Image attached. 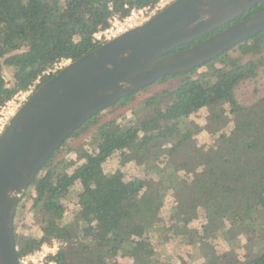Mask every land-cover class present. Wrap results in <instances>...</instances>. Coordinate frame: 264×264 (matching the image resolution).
<instances>
[{"label":"trees","instance_id":"obj_1","mask_svg":"<svg viewBox=\"0 0 264 264\" xmlns=\"http://www.w3.org/2000/svg\"><path fill=\"white\" fill-rule=\"evenodd\" d=\"M157 2L0 0V108L30 86L34 91L59 70L46 73L55 64L98 46L101 42H95L93 34L108 27L113 17L123 19ZM263 9L261 0L172 52ZM4 66L11 69L7 80ZM202 66L208 69L198 71ZM171 78H178V83L144 101L152 110L147 121L128 118L122 129L115 118L101 119L104 110L125 105L136 91L88 118L52 153L13 215L18 257L56 240L60 247L48 256L56 264H112L118 256L131 257L134 264H191L190 259H162L156 250L177 231L165 224L161 207L170 195V210L182 209L179 189L186 186L190 173L192 182L186 188L204 201L201 233L194 235L197 258L201 256L204 264H258L264 256V31L200 66L168 74L141 89ZM200 109L207 111L205 121L195 122L191 114ZM203 130L218 133L214 143L191 149L186 143ZM82 136L89 149L82 161L70 173L64 170L69 161L52 166L66 141ZM114 154L119 156L118 166L106 171L103 164ZM128 162L153 181L140 176L125 179L121 168ZM75 183L80 189L73 195L69 215L61 198ZM30 190L34 196L28 211L38 234L18 233L15 225ZM215 242H224L226 249Z\"/></svg>","mask_w":264,"mask_h":264},{"label":"water","instance_id":"obj_2","mask_svg":"<svg viewBox=\"0 0 264 264\" xmlns=\"http://www.w3.org/2000/svg\"><path fill=\"white\" fill-rule=\"evenodd\" d=\"M261 0H172L100 43L32 91L0 132V264H19L13 215L40 168L88 118L168 74L200 66L264 31V9L201 41ZM258 264H264V256Z\"/></svg>","mask_w":264,"mask_h":264},{"label":"rangeland","instance_id":"obj_3","mask_svg":"<svg viewBox=\"0 0 264 264\" xmlns=\"http://www.w3.org/2000/svg\"><path fill=\"white\" fill-rule=\"evenodd\" d=\"M149 11L144 13V15L137 19L135 25L142 23L145 21L144 16H149ZM152 16V15H151ZM149 17H147L148 19ZM133 25V26H135ZM132 26V27H133ZM68 61H64L61 63L66 64ZM207 66H202L198 69V71L207 70ZM3 74L5 79L10 78L11 69L7 66L3 67ZM178 78H171L167 81L161 82L159 84H155L150 86L147 89H140L135 94L134 98L126 103L123 106H117L112 110H104L102 113V120L115 118L118 121L120 128H127L128 124L126 120L131 118V121H147L152 117V110H149L144 107V101L148 99L150 96L154 95L161 89L169 88L178 83ZM207 111L205 109H200L193 114H191V119L195 122H204L205 121V113ZM216 134H210L207 131L203 130L199 134L193 136L186 144L191 148H195L199 145H203L206 148H209L216 138ZM85 136L68 139L66 141L65 146L60 150L57 156L54 158L52 166L58 164V162L65 160L69 161V165L64 169L66 172L70 173L73 169L74 164L80 163L81 155L84 151L89 150L88 145L85 142ZM72 149V150H71ZM164 157V154L160 155V158ZM119 156L114 154L107 160L103 167L106 171L112 170L113 168L118 166ZM152 162H148V165H152ZM51 165V164H50ZM62 167V166H60ZM189 170L192 167H187ZM124 172L125 179L133 178L136 176H140L146 178L150 181H153V178L144 171L139 170V168L133 164V162H128L124 167L121 168ZM187 184L186 186L180 187L181 198L184 200L185 205L179 211H171L170 208L172 206L173 198L170 195L166 196L164 204L161 207V216L167 226H170L172 229L177 230L170 238L166 241V243L160 247H157V253H159L162 259L171 258L172 261H176L180 263L182 259L191 260V264H204L202 261V257H198V253L195 252L194 242L196 241L194 235L201 233V224L203 222V214H204V201L202 199L197 198L196 196H191L189 194L188 189L186 188L192 182V178L190 173L187 174ZM80 189L78 183H75L69 190L66 191L61 198L62 204L66 208V213L71 214L73 211V195L76 191ZM34 196V191L30 190L29 197L24 201V208L19 216L15 219L16 230L18 233H31L38 234V225L34 223L32 220V216L28 209L30 208L31 198ZM218 223H221V218L217 219ZM244 242V239H242ZM194 244V245H193ZM216 246H219L223 249H226V245L224 242H215ZM242 251H238L239 257L241 256ZM202 253V250H200ZM112 264H134L133 259L131 257H117L114 263Z\"/></svg>","mask_w":264,"mask_h":264},{"label":"built area","instance_id":"obj_4","mask_svg":"<svg viewBox=\"0 0 264 264\" xmlns=\"http://www.w3.org/2000/svg\"><path fill=\"white\" fill-rule=\"evenodd\" d=\"M172 0H158V2L154 5L153 8H144V9H137L132 10L130 15L123 19H119L117 17H113L110 20V25L106 28L99 29L93 34V40L95 42H104L117 34L131 28L137 22V19L142 17L144 13L149 11V16H144V20L147 17L155 14L158 10L166 6ZM64 61L55 64L53 68L46 71L52 72L56 69H60L61 63ZM64 65V64H63ZM34 86H30L28 90L17 93L12 99L7 101L3 106L0 108V132L3 130L6 122L10 118V116L17 110V108L21 105V103L25 100V98L32 92ZM60 247L58 241L53 240L50 244L43 243L39 249L34 252L27 253L21 257H18L19 264H56L53 259H49V255L55 254V252Z\"/></svg>","mask_w":264,"mask_h":264}]
</instances>
